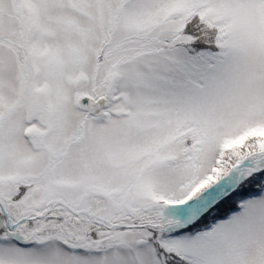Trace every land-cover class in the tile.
Wrapping results in <instances>:
<instances>
[{"label":"snow or ice","instance_id":"obj_1","mask_svg":"<svg viewBox=\"0 0 264 264\" xmlns=\"http://www.w3.org/2000/svg\"><path fill=\"white\" fill-rule=\"evenodd\" d=\"M0 264H264V0H0Z\"/></svg>","mask_w":264,"mask_h":264}]
</instances>
